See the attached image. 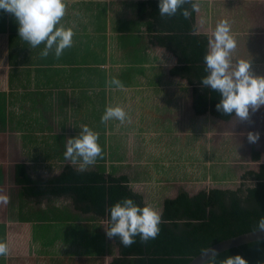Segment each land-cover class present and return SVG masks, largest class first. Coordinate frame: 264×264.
Here are the masks:
<instances>
[{"label": "crops", "instance_id": "0c3cea01", "mask_svg": "<svg viewBox=\"0 0 264 264\" xmlns=\"http://www.w3.org/2000/svg\"><path fill=\"white\" fill-rule=\"evenodd\" d=\"M141 1L65 0L61 23L71 27L74 35L72 45L59 58L51 50L47 57H41L43 43L31 48L18 36L14 16L0 10V86H4L0 90V112L10 109L5 96L12 95L14 111L13 100L23 92V85L32 86L27 91L32 95L36 92L37 104L29 97L32 104L26 109L36 108L47 116L46 139L39 140L42 146L45 141L43 163L48 164L47 170L56 156L57 137L53 132L58 118L68 132L70 126L87 125L98 134L102 148V155L95 161L97 166L102 165L107 174L115 177H127L146 205L162 216L165 201L178 197L181 191L193 196L213 188L215 176L224 183L230 180L235 172L224 158L215 159L212 153L213 156L199 157L197 143L220 135L225 146L222 156L230 152L226 136L229 131H215L214 126L219 124L230 125L242 137L241 143L248 140L249 131L259 133L256 141L264 140V105L255 111L250 109L244 120L234 116L225 121L211 112L198 114L193 107L190 82L171 72L179 65L178 57L151 42L154 32L148 29L149 19L139 15ZM201 1L198 32L210 35L217 22L228 21L236 40L231 58L248 59L252 74L264 76V0ZM112 77L122 81L124 87L106 84ZM7 90L11 95L7 96ZM116 105L125 110L127 119L102 123L105 107ZM253 147L250 143V151ZM231 150L235 154L241 149L235 144ZM251 161L259 166L264 163L263 158L254 161L251 157ZM76 162L80 164L79 160ZM20 163L26 164H16ZM68 164L82 171L99 170L93 165L81 169L75 163L65 165ZM26 165L30 175L38 179L55 177L63 170L52 177H40L34 176L33 168ZM19 193L41 209L30 213L22 225H13V230L8 223L6 239L0 224V241H6L8 246L7 258L0 256V264H83L85 257H92L95 262L101 256L99 236L93 234L92 238L85 227V220L93 221L98 216L82 213L69 196L38 200L23 195L21 187ZM66 202L72 203L73 210ZM103 258L109 262L106 252Z\"/></svg>", "mask_w": 264, "mask_h": 264}, {"label": "trees", "instance_id": "16d2710c", "mask_svg": "<svg viewBox=\"0 0 264 264\" xmlns=\"http://www.w3.org/2000/svg\"><path fill=\"white\" fill-rule=\"evenodd\" d=\"M195 2L197 8L187 18L179 10L174 16L161 17L158 0H142L138 11L141 18L149 19L148 29L154 32L151 42L178 57L179 65L171 72L190 82L195 111L211 112L230 121L234 113L224 114L215 108L220 94L201 83V77L206 75L203 56L209 35L198 32L197 11L203 1ZM252 155L254 161H260V152L255 147ZM14 174L15 183L26 197L41 200L69 196L82 213H93L106 221V209L123 197H132L136 203L146 205L143 196L131 188L127 177H115L104 169L82 171L68 164L59 175L38 179L30 175L26 164L20 163L15 165ZM242 180L236 190L215 188L193 196L181 191L178 197L167 199L160 231L154 239L141 241L137 236L133 244L125 247L118 238L107 236L108 264H189L202 249L254 231L258 217L264 214V163L258 171L248 170ZM98 236L102 238L101 232ZM237 253L247 264H264V241L225 251L215 257L216 264L224 256ZM211 260L204 264H210Z\"/></svg>", "mask_w": 264, "mask_h": 264}, {"label": "clouds", "instance_id": "9594fccd", "mask_svg": "<svg viewBox=\"0 0 264 264\" xmlns=\"http://www.w3.org/2000/svg\"><path fill=\"white\" fill-rule=\"evenodd\" d=\"M196 8L195 0H158L161 17L174 16L179 10L187 18ZM0 10L14 16L18 36L31 48L43 43L39 53L41 57H47L51 50L59 58L63 50L73 43L72 28L61 23L66 10L65 0H0ZM207 40V51L203 56L206 75L201 77L202 85L220 94L219 102L215 105L218 111L224 114L234 113L241 120L247 119L250 109L255 111L260 105H264V76L252 74L248 59L231 58L236 40L231 34L228 21L217 22ZM106 84L116 88L124 87L116 77L107 80ZM126 119L127 113L119 105L106 106L100 117L102 123L110 120L124 122ZM258 137L259 133H247L249 142H255ZM64 149V159L72 163L79 160L81 169L94 164L102 155L98 134L87 125H83L75 136L66 139ZM8 199L6 194H0V202L7 204ZM106 215V236L118 238L119 243L125 247L133 244L137 236L141 241H147L154 239L160 231V213L150 205L136 203L132 197H123L110 205L106 209ZM254 231L264 233V214L258 217ZM201 251L211 252L210 264H216L214 248ZM7 254L6 242L0 241V256ZM219 264H247V261L237 253L224 256Z\"/></svg>", "mask_w": 264, "mask_h": 264}, {"label": "rangeland", "instance_id": "374dc122", "mask_svg": "<svg viewBox=\"0 0 264 264\" xmlns=\"http://www.w3.org/2000/svg\"><path fill=\"white\" fill-rule=\"evenodd\" d=\"M29 87L32 86L23 85V92L19 93L16 98H14L13 102L16 104V106H14V111L12 110L11 91L9 93V91L7 90V96L9 93L11 97L5 96V98H8L10 109L6 110L5 113L0 112V194H6L9 197L7 204L0 202V224H2V227L4 228V238L9 229L13 230V225H22L21 222L25 223V221L28 220V217L30 218V213L35 214L36 211L41 209L40 207H35V205H38L33 201H28L19 193L20 187H18L14 182V165L17 162H24L26 164H29L28 166L30 168H33L32 174L34 176L52 177L59 174L64 165L66 163H70V161L65 160L63 157V152L65 150L64 144L66 143V139L68 137L75 136L79 132V129L83 126L82 124L70 126L68 132V130H66L65 128L66 126L60 124V117L58 118V121L54 125L53 132V135L57 137V140H55L56 149H54V154H56V156L53 159V163L50 164L49 169L47 170L48 164L44 165L45 163H43L46 162V154L43 147L45 145V141L43 142L42 146V144L39 143V140H41L42 137H44V140L46 139L44 130L48 125V119L47 116L42 113L43 111L37 110L36 108H34L32 111L26 109L27 106H30V104H32V102H30L32 100L29 101V97L33 99L34 105L37 104V94L36 92H34L33 95L30 94L27 91L29 90ZM3 88L4 86H0V90H2ZM76 118L78 117L75 116L74 120H76ZM214 129L218 132L223 129V132H225V130L229 131V137L228 135L226 136L230 140V152L227 151L222 156V149H225V146H222V141L220 139L222 136L214 135L212 136V138L210 137L207 139H203L205 140V143H197V155L199 157H204L205 154H213L215 159H220V156L224 158L225 162L228 163L229 167L233 169V172H235V174H233V176L230 178V180H228L227 183L221 182V179L215 176L213 188L236 190L240 188L243 183L241 177L243 172L246 173L248 170L258 171L259 169V164L257 162L251 161L253 151H250L249 149L250 143H253V146H255V149L260 152L261 158H263L264 160V140H259V142H249L248 140H246L245 142L241 143V141H243L242 137L235 134L233 128L231 130L230 125L227 126V124H219L218 126L215 125ZM61 140L63 141L62 143ZM235 144L238 146V149L239 147L241 149L237 150L238 154H233L234 151L231 150V145ZM92 165L96 168L98 163ZM75 166L78 168L80 167V164L75 162ZM101 166L102 165L97 166L99 167V170L103 169L101 168ZM249 183L250 182H246V184L248 185ZM213 188H210V190ZM199 189L201 188H198L197 191H200ZM71 204V202L70 204L67 203V205L72 209V207L70 206ZM12 206L15 207V209ZM18 206L20 207V209H17ZM71 209L70 213L73 214V209ZM106 222L107 221L101 217H98L93 221L85 220V227L90 231L92 238L93 234L99 235L100 232L102 238H100L99 236L101 252L98 255L101 256H98L99 258L96 257L95 262L93 260L94 258L85 257L83 264H108L107 260L103 258L106 252V245H108L107 236L105 234ZM8 223H10L9 229L7 227ZM89 246H91V244ZM90 249L92 252L91 247Z\"/></svg>", "mask_w": 264, "mask_h": 264}, {"label": "water", "instance_id": "95a60500", "mask_svg": "<svg viewBox=\"0 0 264 264\" xmlns=\"http://www.w3.org/2000/svg\"><path fill=\"white\" fill-rule=\"evenodd\" d=\"M261 241H264V233L260 231H252L249 233L236 236V238H231V239L222 241L218 244H215L214 246L210 248H214L216 250V256H217L230 249L237 248L239 246H242L248 243H252V242L257 243ZM211 255H212L211 252H206V253L202 252L198 256H196L194 259H192L189 264H204L207 261L212 259Z\"/></svg>", "mask_w": 264, "mask_h": 264}]
</instances>
